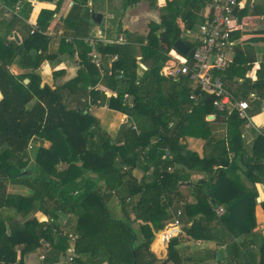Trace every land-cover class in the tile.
<instances>
[{
	"label": "trees",
	"instance_id": "1",
	"mask_svg": "<svg viewBox=\"0 0 264 264\" xmlns=\"http://www.w3.org/2000/svg\"><path fill=\"white\" fill-rule=\"evenodd\" d=\"M3 1L13 7L19 0ZM78 10L72 8L66 19L76 30V37L87 35L91 23L89 13L74 22ZM43 16L39 20V32L29 33L18 44L8 38L16 25H24L25 21L7 10L0 11V212L14 210L15 219L35 210L42 211L51 220L58 212L76 215L77 258L70 264H84V257L91 263L100 255L106 257L108 264H168L175 257L177 239L170 240V257L164 261L156 257L152 243L171 219L170 209L174 207L176 191L188 180V176L181 174L187 168L206 174L205 179L191 183L196 205L186 209L196 218L201 217L196 219L187 234L196 240L224 245L226 241L231 242L228 236L229 231H234L231 230L234 224L245 237L251 236L258 194L255 187L249 189L234 184L229 175L235 172L238 163L244 161L246 179L253 186H264V134L257 135L250 151L245 149L241 134L243 121L237 112L228 115L218 110L215 103L219 99L214 95L204 94L195 105L190 99L192 88L188 79H168L162 75L169 55L175 50V43L182 40L178 25L163 24L165 31L160 36L156 32L161 27L151 25L147 44H144L145 38L126 33L127 44L96 48L103 62L118 56L110 69L109 65H103L104 87L112 93V97L107 98L102 89L87 93L89 86L95 88L101 78L99 74L95 75L98 69L91 62L95 50L79 39H75V43L83 68L71 81L76 87L73 90L68 87L53 89L49 85L41 87L42 78L37 72L45 61L55 59V55L49 54L50 40L44 33L49 25L43 23ZM238 34L235 32L233 39ZM188 45L192 47V44ZM234 48L235 59L223 75L226 88L239 101L250 100L249 93L253 90L258 91L260 100H263L264 62L257 71V82L251 84L247 73H252L255 68L256 52L250 46ZM68 49L75 54L72 46ZM138 57L144 64H150L147 71L139 66ZM17 58L19 65L30 73L14 75L10 72L9 67ZM121 71L123 80L118 79ZM59 75L61 73H53L55 79ZM236 78L243 79L244 83L239 85ZM27 79L28 84L25 83ZM196 92L200 95L198 90ZM126 94L131 98L127 103L124 99ZM71 98L92 99L94 104L108 101L111 110L130 117L135 128L134 140L118 147L100 130L99 121L85 113L90 105L88 100L84 106L72 108ZM258 102L260 105L261 101ZM191 108L193 112L189 114ZM209 115L215 116V122L226 124V137L219 139L213 135L212 123L206 121ZM201 135L209 142H215L217 154L211 160L201 159L184 143L189 136ZM154 138H157V143L144 155L147 164L154 161L153 177L138 181L132 173L141 162L138 150L150 146ZM36 139L52 145L38 149L35 159L38 175L34 176L24 173L29 164L27 149ZM217 139L219 141H214ZM167 151L173 157L171 161L164 159ZM169 165L175 166L173 173L167 171ZM88 173L96 174L97 180L106 185L107 192L119 196L126 221L110 216L106 195L99 191H90L79 202L65 203L61 200L62 189ZM8 184L23 185L33 193L29 197L10 194ZM242 204H245V210L241 212ZM261 205L264 209V202ZM220 206L225 207L222 216L214 211ZM2 217L0 213V259L8 264L18 263L19 254L23 259L42 248V241L54 242L55 225L51 221H28L9 234L6 221L9 217ZM135 224L139 225L144 241H138ZM217 225L221 230L216 229ZM166 235H160L163 243ZM60 240L53 245L66 251V239ZM19 246L23 247L19 249ZM245 248L248 249L240 255L242 258L259 254V264H264V243L258 253L250 251L248 246ZM240 264H244V260Z\"/></svg>",
	"mask_w": 264,
	"mask_h": 264
},
{
	"label": "crops",
	"instance_id": "2",
	"mask_svg": "<svg viewBox=\"0 0 264 264\" xmlns=\"http://www.w3.org/2000/svg\"><path fill=\"white\" fill-rule=\"evenodd\" d=\"M211 2L212 0H19L13 7H9L6 5V2L2 0V4L4 5L2 10H7L21 17L28 25L27 26L24 23V25L17 24L15 30L10 33L8 38L9 41H16L18 44H21L24 38L30 33L31 28L29 24L39 27V20L44 13L43 23L49 25L44 33L47 35L49 40L54 42L53 55H56L57 57H55L54 60L45 61L38 70L37 73L42 78L41 87L49 85L53 89L57 87H68L73 90L76 85L72 84L71 81L78 77L79 71H81L83 67L80 59L76 58L75 54L73 55L71 53V50H69L68 54L62 55V44L66 43L68 47L72 46L75 51H78L75 39H79L85 43L89 38L96 36L98 32H101L110 39H116L120 35L125 36L126 33H130L145 38L144 44H147V37L150 34L151 25L161 27L160 30L156 32V35L160 36L161 32L165 31L163 29V24L171 26L172 23H176L178 28L182 31V41L193 45L200 31V27L211 12ZM74 7L79 9L74 15V18L76 19L74 22L81 20L82 16L88 13L90 15L89 17L91 23L87 35L76 37V30L66 21L69 13ZM95 14L103 16L101 24L94 22L93 16ZM237 18L238 21L236 24V30L233 32V35L235 32L239 34L234 39L236 44L235 46L241 44L243 39L252 41L249 43V46L255 50L257 61L260 62V54H257V50L258 48L264 46V0H246V7L239 10ZM117 30L121 32H118ZM192 34H196V36L192 38ZM257 39L259 40L256 41ZM67 40H72V42H68ZM253 41H255V43ZM234 49L235 48H233V50ZM233 50L231 51V58L229 57L231 60L230 63H233L235 59L236 52ZM95 52H97L96 49ZM173 53L176 54L173 55ZM181 56L183 55L174 50L169 55V58L178 59ZM111 61L112 58L108 61H104L103 65H109L108 68L110 69L112 66ZM146 67L149 69V66L146 65ZM97 69V72L95 70V75L99 74L101 82L97 84L95 88L93 86H89L87 93L94 91V89H102L107 98H111L112 93L104 87V85H106L104 78L105 68L102 67V69ZM9 70L14 75L30 73L29 70H25L19 65L18 58L10 65ZM54 72L61 73V75L55 79L53 76ZM256 74L255 70L253 75H249L251 78L256 76L254 82H257L258 79ZM236 81L241 84L243 79L236 78ZM254 92L258 95V91L253 90L249 93V96ZM1 99L2 94L0 92V100ZM87 100L85 98H71V107H82L84 106L85 101L90 103L85 113L99 121L98 126L100 130H102L104 134L111 137L112 142L118 147H123L134 140L136 136L134 133L135 128L132 127V122L127 114L111 110L108 107V101H105L104 104L97 105L93 103L92 99ZM259 101H261V104L259 105L260 108L256 107L253 100L251 101V115L253 117L254 124L258 126V131L264 134V99ZM252 107L256 108L252 110ZM256 118H259V122H257ZM215 119L208 120V118H206V121L212 123L211 126L213 128V135L217 137L223 136L225 128L220 125V123L215 122ZM258 131L256 129L241 130L245 149H248L249 151L251 150L257 135H259ZM157 141V138H154L150 146L143 150H138V153L141 154V162H139L137 168L132 172L138 181H141L143 178L149 180L153 177L154 161H150L147 164V160L144 155L150 152V149L157 143ZM208 142V138L204 135L198 137L189 136L184 141V143L188 146V149L197 153L201 159L208 158L211 160L217 153H215V147L213 148V146L211 147L208 145ZM209 143H212V141ZM51 145L52 144L50 142L43 141L41 139H36L30 144L27 149L29 160L27 170L28 175H38V167L35 161L38 149L41 146L50 148ZM231 157L234 156L231 155ZM146 167L149 169L146 170ZM236 168L235 172L229 175V177L234 181V184L238 186L243 185L245 188L249 189H253L255 187L258 194L257 205L254 210L255 227L252 231L253 236L251 235L249 237H245L238 229H236L234 224L231 228V230L234 231H229L230 233L228 232L230 234L228 237L231 238V242L226 241L224 245H218L213 241L196 240L192 236H189L187 234L188 230H190L194 225L196 219L201 217L198 216L196 218V216H193L189 210L186 209L187 206L196 205V198L194 196V190L191 183L196 184L199 180L205 179L206 174L202 171H191L185 168L181 174L183 176H188V180L178 187L173 207V210L182 208L184 211L182 227L175 228L169 221L167 227L165 228V230L168 229L165 242L163 243V240L161 239L162 237H160L161 234H159V236H155L152 243V250L159 260L164 261L169 259V242L171 239H177L178 246L176 247L175 257L172 258L168 264H240L241 260H244L245 264V259L248 264H259V254H253L250 258L248 256L242 258L240 255H242V253H246V250L248 249L245 248L246 246L251 249L250 251L258 253V249L264 243V209L261 205L264 202V186L261 184H256L255 186L250 184L244 175L246 170L244 161L238 163ZM178 169H181V167L178 166ZM90 191L105 192L106 197L109 196L110 202L116 201L115 205L118 209L114 210V214L116 216L114 219L126 221L119 196L114 193H108L106 185L97 180L96 174L88 173L66 185L62 189L61 200L65 203L79 202L82 201ZM8 193L29 197L33 192L23 185L8 184ZM258 199H260V202H258ZM224 208L225 207L220 206L214 211L218 216H222L225 212ZM220 209H223V212L220 213ZM243 210H245V204H242L241 206V212ZM1 211L2 212L0 213H2L3 217H9V220H6L8 221L7 228L9 234H11L13 229H17L18 226H22L32 220H37L39 223H48L51 221L55 225L53 230L54 242L51 244L45 241L46 244L42 245V248L37 249L34 253L25 255L23 259H21L19 254V261L16 264H49V261L54 262V264H69L67 261L69 254H71L72 251L75 252V243L78 239V235L76 233L78 218L76 215L58 212L56 213V218L51 220L42 211L35 210L26 216L21 215L15 219L14 210L4 209ZM94 214L95 212H93L92 217H94ZM243 214H246V212H243ZM133 227L139 237L138 241H144V236L139 233V225L135 224ZM216 229L221 230V227L217 225ZM223 230H225V228H223ZM70 235L77 237V239L72 241L69 238ZM167 237L168 242L166 244ZM60 238L66 239V245L68 247L67 253H65L66 260L64 256L62 259L59 256H48L54 246L53 244H58L61 241ZM22 247L23 246H19V249ZM43 258L44 260H42ZM105 258V256L100 255L97 259L92 260L91 263L87 262V258L85 257L83 260H85L84 264H108Z\"/></svg>",
	"mask_w": 264,
	"mask_h": 264
},
{
	"label": "built area",
	"instance_id": "3",
	"mask_svg": "<svg viewBox=\"0 0 264 264\" xmlns=\"http://www.w3.org/2000/svg\"><path fill=\"white\" fill-rule=\"evenodd\" d=\"M211 12L206 17L204 23L200 27V31L196 37V40L190 51H193L192 56H181L178 59L170 58L162 72V75L169 79L186 78L189 80L192 92L190 99L195 103L199 102V99L204 94L214 95L219 100L215 103L218 110L228 113L231 115L237 112L239 118L246 122L247 129L255 126L253 117L251 115V101L260 100V97L254 92L249 97L250 100H237L233 93L226 88L223 75L227 72L230 67V58L228 54L235 47V40L233 39V32L236 30V24L238 21L237 13L239 10L246 7V0H212ZM4 8L2 0H0V11ZM30 33L33 35L39 32L38 26L30 25ZM72 42V40H67ZM128 40L124 35L118 36L116 39H110L106 35L98 32L94 37L86 40V45L92 49H96L99 46L109 45H125ZM75 57L79 59L78 51L75 52ZM118 59L115 55L112 57L111 63L113 64ZM190 59V61H189ZM91 62L97 67H103V61L97 52H94L91 58ZM138 64L146 66L142 62V58H138ZM143 69V68H142ZM148 70V68H147ZM118 79H124L123 71L119 72ZM199 91L200 95L196 92ZM129 95H125V102L129 101ZM97 105H101L98 101ZM193 112L191 108L189 114ZM258 131L259 129L256 128ZM258 134L261 135L258 131ZM164 159L171 161L173 159L170 152H166ZM127 169V168H125ZM169 173L175 171V166L169 165L167 167ZM223 212V209H220ZM171 219L170 222L175 228L182 227V218L184 211L182 208L173 210L170 209ZM69 238L75 241L77 237L70 235ZM75 252L72 251L69 254V263H74L76 259ZM44 260V258L42 259ZM0 264H8L0 259Z\"/></svg>",
	"mask_w": 264,
	"mask_h": 264
},
{
	"label": "rangeland",
	"instance_id": "4",
	"mask_svg": "<svg viewBox=\"0 0 264 264\" xmlns=\"http://www.w3.org/2000/svg\"><path fill=\"white\" fill-rule=\"evenodd\" d=\"M192 36V38H194L195 36H196V34H192L191 35ZM259 39H257L256 41H258ZM243 42V43H242ZM241 42V44H239L238 46L239 47H245V46H249V43L250 42H252V41H249V40H246V39H243V41ZM254 43H255V41H253ZM53 41H51L50 40V43H49V54L50 55H52L53 54ZM234 52H235V49L233 50ZM61 52H62V55L63 54H68L69 53V49H68V46H67V44H62V50H61ZM257 54H260V62H258L257 61V64L255 65V68H254V70H253V72L252 73H250V72H248L247 73V78H250V74H254L255 73V70H256V73H257V71L261 68V64L264 62V46L263 47H261V48H258V50H257ZM231 55H232V52L230 53V54H228V57H230L231 58ZM55 57H57L56 55H55ZM147 66H150V64H146ZM260 65V66H259ZM260 67V68H259ZM165 73V72H164ZM256 77V76H255ZM255 77H252V78H250L251 79V84H253V83H255L254 82V80H255ZM169 79V78H168ZM242 83H244V82H241V84ZM241 84H239V85H241ZM249 84V83H248ZM168 88V86H166V89ZM128 99H131L130 97L128 98ZM259 100H254L253 102H254V104L256 105V107H258L259 106V102H258ZM252 102V103H253ZM256 107H252V110H254ZM251 113V112H250ZM253 122H254V120H253ZM246 122H244L243 121V123H242V125H241V130H243V129H246L247 130V127H246ZM220 125H222L224 128H225V131L223 132L224 133V135L223 136H220V137H218L219 139H222V138H224V137H226V133H227V126H226V124H220ZM258 126L255 124V126H253L252 128H250V129H256ZM219 139H217V140H214V141H219ZM208 145H210L211 147L213 146V148L215 147V142H212V143H209L208 142ZM217 152V151H216ZM211 155H213V154H211ZM207 156H208V154H207ZM109 193V192H108ZM102 194H104V196L106 195V193L104 192V193H102ZM106 199H105V201H106V207H107V209H108V211H109V214H110V216L111 217H113V218H116V216H115V214H114V210H116V209H118L117 208V206L115 205L116 204V201H109V196H107V197H105ZM219 212H220V210H219ZM221 213V212H220ZM159 236V235H158ZM65 253H67V249H66V251H64V249L63 248H61V247H56V246H53L52 247V249H51V251L49 252V257H55V256H59V257H61V259L63 258V256H64V258H65V260H66V257H65ZM68 261V260H67ZM69 262V261H68ZM70 264V263H69Z\"/></svg>",
	"mask_w": 264,
	"mask_h": 264
},
{
	"label": "water",
	"instance_id": "5",
	"mask_svg": "<svg viewBox=\"0 0 264 264\" xmlns=\"http://www.w3.org/2000/svg\"><path fill=\"white\" fill-rule=\"evenodd\" d=\"M102 19H103V16L100 15V14H95V15L93 16V20H94V22H96L97 24H101ZM174 48H175V50H176L178 53H180V54L183 55V56H188V55H189V56H192V55H193V51H190V47H189V45H188L187 43H185L184 41H182V40H178V41L175 43ZM142 68H143L144 70H147V67H146V66H142ZM25 83L28 84V83H29V80H28V79L25 80ZM207 118H208V120H212V119H215V116L211 115V116H208ZM24 174H28V173L25 172ZM258 202H260V199H258ZM167 232H168V229H166V230H164V231L158 233L157 235H159V234H166ZM167 242H168V237H167L166 244H167ZM45 244H46L45 241H42V245H45ZM166 244H165V245H166ZM245 264H248L247 261H246V259H245Z\"/></svg>",
	"mask_w": 264,
	"mask_h": 264
},
{
	"label": "clouds",
	"instance_id": "6",
	"mask_svg": "<svg viewBox=\"0 0 264 264\" xmlns=\"http://www.w3.org/2000/svg\"><path fill=\"white\" fill-rule=\"evenodd\" d=\"M176 53H173V55H175ZM257 119V122H259V118H256Z\"/></svg>",
	"mask_w": 264,
	"mask_h": 264
},
{
	"label": "bare ground",
	"instance_id": "7",
	"mask_svg": "<svg viewBox=\"0 0 264 264\" xmlns=\"http://www.w3.org/2000/svg\"><path fill=\"white\" fill-rule=\"evenodd\" d=\"M163 72H164V70H163Z\"/></svg>",
	"mask_w": 264,
	"mask_h": 264
}]
</instances>
